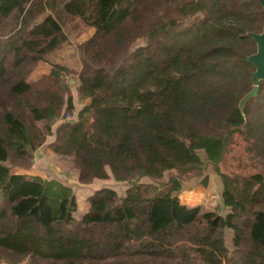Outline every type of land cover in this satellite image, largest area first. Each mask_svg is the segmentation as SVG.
<instances>
[{
    "label": "trees",
    "instance_id": "obj_1",
    "mask_svg": "<svg viewBox=\"0 0 264 264\" xmlns=\"http://www.w3.org/2000/svg\"><path fill=\"white\" fill-rule=\"evenodd\" d=\"M78 22L93 33L77 46L75 111L70 70L48 55ZM263 26L258 0H0V261L264 264V81L238 107ZM48 135L80 184L111 176L124 194L99 189L82 214L70 186L13 173ZM235 135L254 173L221 169ZM212 175L224 215L180 202Z\"/></svg>",
    "mask_w": 264,
    "mask_h": 264
},
{
    "label": "rangeland",
    "instance_id": "obj_2",
    "mask_svg": "<svg viewBox=\"0 0 264 264\" xmlns=\"http://www.w3.org/2000/svg\"><path fill=\"white\" fill-rule=\"evenodd\" d=\"M93 29L85 26L83 23H73L64 26V35L66 40L62 42L47 59L50 63H58L66 66L70 73L62 78L69 83L70 93L73 98L75 111L82 108V102L78 100V95L74 87V79L76 73L80 69V61L77 53V46L87 40ZM50 63L40 62L31 71L28 81L36 83L48 75ZM71 81L73 83H71ZM71 83V84H70ZM89 100H86V104ZM74 113L68 114L62 110L58 121L74 120ZM70 117V120L68 118ZM56 122L59 123V122ZM54 129V126L52 127ZM53 140L52 135H48L42 144L33 155V165L30 169L13 168L12 172L16 174L40 175L43 179H57L63 184L70 186L78 201V212L83 213L87 206V199L97 190L102 188H110L117 192L118 195H123L128 184L126 182H115L110 176L105 180H94L91 184L83 185L77 181V170L74 167L71 156H60L55 154L50 148L49 143ZM245 143L239 135H235V143L232 151L226 155L221 165V169L225 172H233L242 175L254 173V165L249 160L244 151ZM141 182L147 183V179H142ZM222 184L217 176H210L207 187L193 186L191 190H185L179 195V200L187 206H200L203 211H213L224 215L222 205ZM198 244V243H195ZM227 244L229 242L227 241ZM200 248L207 250L203 243H199ZM212 250V249H211ZM208 250L210 253H216V250ZM0 264H5L0 261ZM17 264H26L19 262Z\"/></svg>",
    "mask_w": 264,
    "mask_h": 264
},
{
    "label": "water",
    "instance_id": "obj_3",
    "mask_svg": "<svg viewBox=\"0 0 264 264\" xmlns=\"http://www.w3.org/2000/svg\"><path fill=\"white\" fill-rule=\"evenodd\" d=\"M260 6L264 11V0H258ZM250 37L256 45V52L251 54L247 61L255 68L252 74V89L246 93L239 101L238 107L240 111H243L245 103L255 97L259 90L260 81H264V26L260 33H250ZM71 83H73L71 81ZM70 83V84H71Z\"/></svg>",
    "mask_w": 264,
    "mask_h": 264
},
{
    "label": "crops",
    "instance_id": "obj_4",
    "mask_svg": "<svg viewBox=\"0 0 264 264\" xmlns=\"http://www.w3.org/2000/svg\"><path fill=\"white\" fill-rule=\"evenodd\" d=\"M34 176H39V177H41L40 175H34ZM42 178V177H41ZM87 209H88V204H87V206H86V209H85V211L83 212V213H85L86 211H87ZM82 213V214H83Z\"/></svg>",
    "mask_w": 264,
    "mask_h": 264
},
{
    "label": "built area",
    "instance_id": "obj_5",
    "mask_svg": "<svg viewBox=\"0 0 264 264\" xmlns=\"http://www.w3.org/2000/svg\"><path fill=\"white\" fill-rule=\"evenodd\" d=\"M68 120H70V117L68 118Z\"/></svg>",
    "mask_w": 264,
    "mask_h": 264
}]
</instances>
